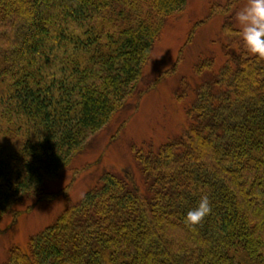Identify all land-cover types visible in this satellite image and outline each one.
<instances>
[{
    "label": "trees",
    "instance_id": "trees-1",
    "mask_svg": "<svg viewBox=\"0 0 264 264\" xmlns=\"http://www.w3.org/2000/svg\"><path fill=\"white\" fill-rule=\"evenodd\" d=\"M239 1L201 21L224 15V61L215 71L213 59L194 64L200 81L178 134L130 147L140 181L129 163L105 169L73 202L46 182L110 121L127 122L160 78L140 85L165 19L185 0H0V235L37 204L66 198L0 264H264V59L232 25ZM188 86L182 78L177 100ZM204 195L210 211L187 222Z\"/></svg>",
    "mask_w": 264,
    "mask_h": 264
},
{
    "label": "rangeland",
    "instance_id": "rangeland-1",
    "mask_svg": "<svg viewBox=\"0 0 264 264\" xmlns=\"http://www.w3.org/2000/svg\"><path fill=\"white\" fill-rule=\"evenodd\" d=\"M246 2L247 0L237 2L230 13L234 28L239 29L236 13ZM226 3L227 0H185L181 11L165 19L143 69V81L140 83L144 87L160 75L156 84L141 97L135 110L130 107L125 112L129 117L122 128L120 126L124 115L110 121L95 135L88 148L74 159L71 169H66L58 178L47 181L48 192L65 188L70 200L75 202L98 180L103 170L117 171L128 163L140 181V172L132 159L130 147L144 142L157 146L178 134L180 126L185 124L186 106L194 98V88L200 81L199 76L193 73L194 64L199 60L213 59V71L217 70L224 61L223 48L228 41L222 30L224 15L216 13L205 23L201 21L208 17L214 6L221 8ZM194 27L193 35L186 43ZM175 63V71L167 74L166 71ZM182 78L187 79L189 86L186 97L177 100ZM129 103L134 104V100ZM86 164L90 166L83 170L81 166ZM75 166L83 170L78 176L72 173ZM72 179V184L68 186ZM65 200V197L60 196L51 202L37 204L29 213H23L17 219L12 232L9 230L0 235V263L7 258L8 248L12 244L25 245L31 234L52 222L64 208ZM7 221L2 224L6 225Z\"/></svg>",
    "mask_w": 264,
    "mask_h": 264
},
{
    "label": "clouds",
    "instance_id": "clouds-1",
    "mask_svg": "<svg viewBox=\"0 0 264 264\" xmlns=\"http://www.w3.org/2000/svg\"><path fill=\"white\" fill-rule=\"evenodd\" d=\"M239 25L238 36L248 53L264 59V0H247L236 13ZM210 211L206 195L201 196L198 205L186 214V221L199 222Z\"/></svg>",
    "mask_w": 264,
    "mask_h": 264
}]
</instances>
